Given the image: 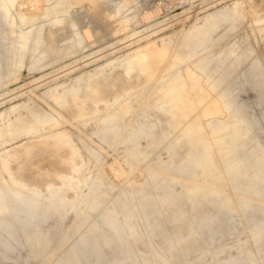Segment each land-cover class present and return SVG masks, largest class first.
<instances>
[{
    "label": "rangeland",
    "instance_id": "rangeland-1",
    "mask_svg": "<svg viewBox=\"0 0 264 264\" xmlns=\"http://www.w3.org/2000/svg\"><path fill=\"white\" fill-rule=\"evenodd\" d=\"M0 190V264L24 252L17 190L54 204L22 264H264V0H0ZM220 199L245 231L205 244Z\"/></svg>",
    "mask_w": 264,
    "mask_h": 264
},
{
    "label": "bare ground",
    "instance_id": "bare-ground-1",
    "mask_svg": "<svg viewBox=\"0 0 264 264\" xmlns=\"http://www.w3.org/2000/svg\"><path fill=\"white\" fill-rule=\"evenodd\" d=\"M89 7L93 11V14L96 18L100 20L104 19V15L106 13L105 9H103L100 6L94 5L92 3L89 5ZM3 8H4V12L8 13V8L6 7V5H4ZM106 21L108 25L109 23L112 22L110 17H108ZM27 41H28V35H27V32H25L22 35V43H21V47L24 50L23 52H25ZM151 55H152L153 63H157L163 58V56L160 53L155 52V51L151 52ZM23 58H24V53H22L19 61H21ZM142 59H144L143 56L141 57V60ZM144 71L147 74L152 75L154 73L153 65L145 66ZM224 107L229 108V102H225ZM261 113H263V111H261ZM253 114L257 118L258 115L260 114V111L256 110L254 111ZM243 122H244L243 118H241V116H238V120L235 123L236 133L242 132L243 124H244ZM248 127L250 126L248 125ZM130 135L131 134H128V136ZM243 148H244L243 143L232 144L231 148H229V153L233 155V159L230 163L229 169L240 170V167L242 166L243 155H244ZM208 150L209 148L205 147L204 152L201 155H199V157L196 160L198 162L206 161L208 159V152H209ZM254 165L257 166L258 162H255ZM257 178H258L257 176L254 177L253 183L258 181ZM13 196L20 206V215L18 219L22 224L28 225L29 229L23 235L21 239H18L16 241V247L17 248L21 246L24 247V252L18 251L16 254L10 257L8 262L5 264H22L23 259L26 256L30 255L35 250V248H37V245H38V242L34 238V235L37 233V227H35L33 223L34 219L36 218L45 219L47 216L52 214L54 204L51 203L47 205L45 208L40 209L39 207H37V202H36L37 196L35 195H27V194L22 193L21 190H17L13 193ZM60 200L62 201L64 200L63 196H60ZM213 205L216 209V212L214 213L204 212L202 216L207 221V224L209 226V231L207 235L204 238H202L203 243L208 244V243L214 242L216 241L217 236H225L226 234L241 235L245 231L244 221H243L242 216L241 217L239 216V218H236L235 215L231 214L230 205H228L225 200H222V199L215 200ZM10 209H11L10 204H8V202L5 200L4 194L0 190V211H9ZM125 222H127V219L113 222L112 226L116 234L120 235V231L122 229V226L125 224ZM262 229H264V221H254L250 227V231L252 232V235L254 238H257V236L259 235ZM128 231L139 233L137 226L134 224L128 225ZM190 236H193L192 232L190 233ZM131 257L134 258V256L131 254L130 251L120 249L118 251V257H115L114 260L112 259L110 261V264H126L125 262L127 261L126 259H129ZM246 261H251V258L248 256L246 258ZM69 264H77V262H71ZM82 264H103V258L100 256H96L93 259L86 258Z\"/></svg>",
    "mask_w": 264,
    "mask_h": 264
}]
</instances>
